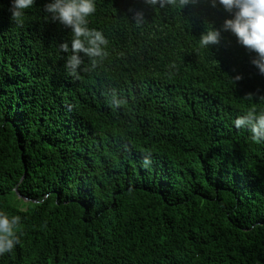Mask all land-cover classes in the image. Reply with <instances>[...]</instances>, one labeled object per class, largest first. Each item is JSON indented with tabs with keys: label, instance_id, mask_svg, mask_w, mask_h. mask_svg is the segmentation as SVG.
<instances>
[{
	"label": "trees",
	"instance_id": "obj_1",
	"mask_svg": "<svg viewBox=\"0 0 264 264\" xmlns=\"http://www.w3.org/2000/svg\"><path fill=\"white\" fill-rule=\"evenodd\" d=\"M47 2L16 24L0 0V212L21 218L0 264H264V142L233 123L264 74L234 10L95 0L107 55L74 78Z\"/></svg>",
	"mask_w": 264,
	"mask_h": 264
},
{
	"label": "clouds",
	"instance_id": "obj_2",
	"mask_svg": "<svg viewBox=\"0 0 264 264\" xmlns=\"http://www.w3.org/2000/svg\"><path fill=\"white\" fill-rule=\"evenodd\" d=\"M35 2L36 0H11L9 8L11 20L16 24H22L25 10L31 8ZM194 2L196 0H144V3L153 9L175 7L177 4L183 8ZM211 3L213 6L222 5L230 12L234 10L233 18L224 21L223 29L232 32L240 44L257 53L252 63L261 74H264V0H211ZM45 11L50 15L52 22H57L71 31L70 42L65 41L59 45L60 51L67 54L65 69L69 75L79 77L84 57L92 59V67H96L95 58L102 60L107 55L106 46L109 41L104 33L88 27V17L96 11L95 0H48ZM135 17L137 24H142L145 20L143 11H137ZM220 38L221 31L209 27L201 35L199 42L201 47L208 48L209 45L218 44ZM234 79L239 80L241 76L237 75ZM246 97L253 100L254 94L249 93ZM121 103L113 91L111 106L118 108ZM233 123L237 129H246L254 142H264V111L250 108L237 116ZM143 164L144 166L151 164L150 153L145 155ZM20 220L19 216L9 217L6 213L0 212V255L11 252L21 243L17 234Z\"/></svg>",
	"mask_w": 264,
	"mask_h": 264
}]
</instances>
